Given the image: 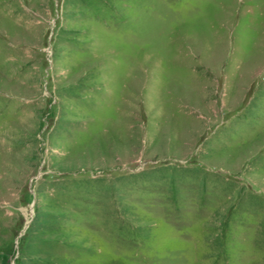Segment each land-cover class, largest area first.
<instances>
[{"label":"rangeland","instance_id":"obj_1","mask_svg":"<svg viewBox=\"0 0 264 264\" xmlns=\"http://www.w3.org/2000/svg\"><path fill=\"white\" fill-rule=\"evenodd\" d=\"M0 264H264V0H0Z\"/></svg>","mask_w":264,"mask_h":264}]
</instances>
